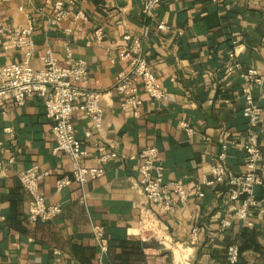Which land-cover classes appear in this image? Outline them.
Wrapping results in <instances>:
<instances>
[{
    "label": "crops",
    "instance_id": "crops-1",
    "mask_svg": "<svg viewBox=\"0 0 264 264\" xmlns=\"http://www.w3.org/2000/svg\"><path fill=\"white\" fill-rule=\"evenodd\" d=\"M60 1L71 11L81 9L88 21L69 17L51 26L52 8L44 0H2L0 29L32 25L31 63L37 70L49 51L63 62L67 47L87 61V89L101 93L104 122L101 129H92L88 117L76 112L75 131L90 153L87 167L96 166L97 144L116 157L105 164L103 176L83 188L73 182L57 191L58 179L72 178V162L53 154L52 123L43 99L30 98L24 106L6 101L0 114V162L5 164L0 172V264H172L170 251L157 239H148L142 229L146 209L172 241L186 245L197 238L190 249L192 264H230L231 245L239 248L236 264H262L264 113L261 157L255 167L263 185L256 188L258 209L250 225L234 218L228 187L213 182L210 172L223 144L229 147L228 171L246 172L240 149L248 130L242 86L248 69L264 78V0H161L150 17L143 14V0H78L76 7L71 0ZM161 22L167 30L158 29ZM125 35L143 40L144 55L168 95L156 101L143 93L138 116L121 107L123 99L115 88L118 74L130 65L120 56L133 46L123 40ZM8 39L0 34V67L24 59L22 49L4 48ZM236 46L241 69L228 71ZM263 91L264 80L253 91L264 110ZM89 129L92 135L86 137ZM148 146L159 151L166 184L201 185L202 195L188 194L184 202L175 196L177 203L169 213H159L158 205L147 203L139 184L138 155ZM33 165L46 174L40 189L47 204L62 207L50 221L28 220L32 197L19 173ZM225 220L231 223L227 228L222 226ZM92 224L105 230L110 242L105 255L93 238Z\"/></svg>",
    "mask_w": 264,
    "mask_h": 264
},
{
    "label": "built area",
    "instance_id": "built-area-1",
    "mask_svg": "<svg viewBox=\"0 0 264 264\" xmlns=\"http://www.w3.org/2000/svg\"><path fill=\"white\" fill-rule=\"evenodd\" d=\"M52 8L51 26H58L69 17L75 21H88L87 15L81 9L69 10L63 1L44 0ZM2 0H0V3ZM78 0H71L70 4L76 7ZM161 0H143V14L146 17L152 16L153 12L160 5ZM160 31L167 30L165 23L158 25ZM70 34L72 31L67 29ZM0 34L9 36L5 49H22L24 59L20 62L0 67V114L4 111V103L12 101L17 106H24L28 99L40 97L44 101L46 117L52 123V134L55 140L53 154L56 156L66 155L72 162V178L62 177L56 183L57 191L70 186L73 182L78 183L82 188L92 179H97L105 173V164L108 160L116 157V153L106 152L103 145L97 144L96 166L87 167L86 161L90 156L82 142L78 139L73 124V116L76 112L84 113L91 124V128L99 130L104 122V111L101 106V93L87 89L89 83V66L85 59L76 58L70 47L66 49V56L60 62L50 51L41 57L42 68L36 69L31 61L35 54V42L33 38L32 25L27 28L0 29ZM100 38L102 31H96ZM123 40L132 42L131 49H123L120 52L122 60H129L127 70L120 72L116 78L115 88L122 96L121 107L131 108L135 115H139L143 106L142 94L148 95L156 101H165L168 95L165 88L158 80L143 51V40L140 37L132 38L125 35ZM236 46L230 58L233 65L228 71L241 69L236 60ZM264 78L257 70L248 69L242 92L245 98L243 116L248 121L247 141L240 148L245 153L246 172L233 174L228 171L225 160L227 157L228 145H222V151L211 166L213 182L224 183L228 189L229 200L234 206V218L250 225L249 219L258 209L256 200V188L263 185L262 179L255 173L257 161L261 157L260 150V129L263 122V108L256 101L253 91L263 84ZM140 84V85H139ZM264 98V91L262 92ZM192 132V129H187ZM11 133V131H9ZM86 137H91V129L86 131ZM140 161V187L147 203L159 206V213L174 211L177 203L175 196L180 202L187 199L188 194L202 195L201 185L194 187L185 186L177 181L170 185L165 183L164 167L160 161L157 148L145 147L138 155ZM5 164L0 162V172ZM46 174L38 165H33L19 173V179L24 188L30 193L32 199L29 206L28 220L31 223L39 221L46 222L54 219L62 212L60 204L48 205L47 198L41 192L40 184ZM264 219V210H260ZM142 229L147 233L148 239H157L163 247L170 251L172 264H192L191 247L196 246L197 238L192 237L188 244L183 245L172 241L157 217L153 216L151 210H145L142 214ZM148 223L149 226L145 225ZM230 220L222 222L223 228L230 226ZM93 238L102 255L109 251V241L102 226L92 224ZM228 261L236 264L239 260V248L231 245L228 249ZM264 264V262L262 263Z\"/></svg>",
    "mask_w": 264,
    "mask_h": 264
},
{
    "label": "bare ground",
    "instance_id": "bare-ground-1",
    "mask_svg": "<svg viewBox=\"0 0 264 264\" xmlns=\"http://www.w3.org/2000/svg\"><path fill=\"white\" fill-rule=\"evenodd\" d=\"M146 224V223H145Z\"/></svg>",
    "mask_w": 264,
    "mask_h": 264
}]
</instances>
